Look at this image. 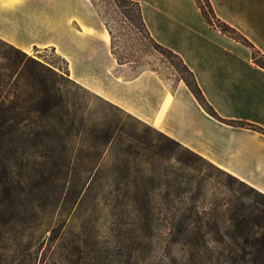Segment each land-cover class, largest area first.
<instances>
[{
  "label": "rangeland",
  "instance_id": "1",
  "mask_svg": "<svg viewBox=\"0 0 264 264\" xmlns=\"http://www.w3.org/2000/svg\"><path fill=\"white\" fill-rule=\"evenodd\" d=\"M91 1L130 75L190 78L135 3ZM2 114L29 122L0 123V264H264V197L74 81L55 50L0 40ZM68 162L92 190L39 187L33 167Z\"/></svg>",
  "mask_w": 264,
  "mask_h": 264
},
{
  "label": "crops",
  "instance_id": "2",
  "mask_svg": "<svg viewBox=\"0 0 264 264\" xmlns=\"http://www.w3.org/2000/svg\"><path fill=\"white\" fill-rule=\"evenodd\" d=\"M138 1L151 36L184 61L222 120L183 81L173 87L152 70L130 75L91 0H0V40L27 53L55 50L74 81L264 194V69L208 24L196 0ZM210 1L264 54V0Z\"/></svg>",
  "mask_w": 264,
  "mask_h": 264
},
{
  "label": "trees",
  "instance_id": "3",
  "mask_svg": "<svg viewBox=\"0 0 264 264\" xmlns=\"http://www.w3.org/2000/svg\"><path fill=\"white\" fill-rule=\"evenodd\" d=\"M131 1L133 3H135L137 6L138 18H139L140 24L145 29L147 35L149 36V39L151 41V45L153 46V48L168 52V53L176 56L180 60V62L182 63L186 73H188L190 78L188 79V78L180 76L179 81H183L187 85V87L194 94V96L197 98L199 103L202 105V107L206 110V112L208 114H210L211 116H213L219 120H222L219 117V115L217 114V112L215 111V109L212 107V105H210V103L205 98L204 94L202 93V90L200 89V87L198 85V82H197L194 74L185 65L184 61L178 55H176L173 51H171V50L165 48L164 46L160 45L151 36L150 32L148 31V29L146 27L144 19H143L140 2L138 0H131ZM126 2L127 1L124 0V3H126ZM196 3L198 5L199 9L201 10V13H202L204 19L208 22V24H210L212 27H215L218 30H220L223 34L231 37L232 39L236 40L237 42L248 47L252 51V57H253L254 63L264 69V54L241 32H239L237 29H235L234 27H232L231 25H229L225 21L221 20L216 15L210 0H196ZM118 7L119 8H126L127 5L120 4V5H118ZM122 14L136 27V24L134 23L133 17L131 16L130 13H128L127 11H124V12H122ZM108 31L112 37V52L115 55L116 59L118 60V63L120 65H125V63L119 58L118 54L115 52V38H114V34H113L112 30L108 28ZM30 61H31V63H33L36 66H42L38 61H36L34 59H30ZM152 71H155V70H152ZM51 99H52V97L48 95L47 104H49V105L51 104ZM28 122H29V118H26V117L18 119L17 117L12 116V115H5L4 116L2 114L0 116L1 125L13 124V125L20 126L22 124H27ZM33 171L35 172L36 176H39L43 180V182H41L39 184L40 188L42 186H45L46 184H57V185H61V187H63V188L67 187V188L72 189V190L73 189L79 190V192L89 191V190L93 189V185L91 183L88 184L86 182H82L81 179H78L75 177L72 169L70 168V162L63 164V165H57V164H52L51 166H49V165H36L35 167H33ZM250 188L255 190L252 187H250ZM255 191H257V190H255ZM259 194H261L264 197V194H262L260 192H259ZM169 236L173 237V236H175V234L171 233V234H169ZM258 241H260L259 246L264 249V239L263 240L258 239Z\"/></svg>",
  "mask_w": 264,
  "mask_h": 264
},
{
  "label": "snow or ice",
  "instance_id": "4",
  "mask_svg": "<svg viewBox=\"0 0 264 264\" xmlns=\"http://www.w3.org/2000/svg\"><path fill=\"white\" fill-rule=\"evenodd\" d=\"M15 2H19V0H15Z\"/></svg>",
  "mask_w": 264,
  "mask_h": 264
}]
</instances>
